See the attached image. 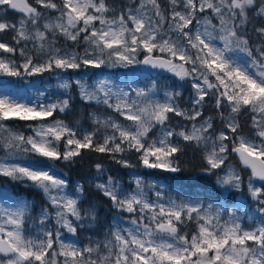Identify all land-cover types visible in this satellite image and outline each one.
<instances>
[{"label":"snow or ice","instance_id":"snow-or-ice-1","mask_svg":"<svg viewBox=\"0 0 264 264\" xmlns=\"http://www.w3.org/2000/svg\"><path fill=\"white\" fill-rule=\"evenodd\" d=\"M12 11L19 19L9 18ZM250 13L264 20V0H129L119 9L109 0H0V37L11 34L0 39V76L53 73L66 97L33 102L0 94V178L41 190L48 203L34 220L26 200L0 204V264H264V25L251 28L253 37ZM132 66L188 82L191 106L178 102L179 85L117 84L89 71ZM73 87L81 101L112 114L92 110L89 129L58 118L73 110ZM209 101L216 116L204 114ZM9 121L25 122L31 134ZM188 148L201 153L202 172L223 173L217 183L230 198L246 188L256 203L247 222L238 206L146 180L152 172L134 174L127 188L109 175L95 187L117 216L102 239L83 246L73 239L96 214L83 207L84 184L69 191L56 162L76 163L88 151L136 168L125 157L134 153L146 170L179 174ZM95 170L105 173L102 163Z\"/></svg>","mask_w":264,"mask_h":264},{"label":"trees","instance_id":"trees-1","mask_svg":"<svg viewBox=\"0 0 264 264\" xmlns=\"http://www.w3.org/2000/svg\"><path fill=\"white\" fill-rule=\"evenodd\" d=\"M29 2H33V0H29ZM109 3L119 9L123 5L129 3V0H109ZM162 6L166 5V0H161ZM20 13L12 11L9 13V18L15 20L19 19ZM251 23L249 25V30L251 33V28L253 26L259 27L264 25V20H261L258 17L252 16L250 13ZM253 37H255L254 33H251ZM0 39L10 40L11 34L4 35L0 37ZM63 43V41H61ZM67 47L71 48L72 45L69 42ZM82 53V46L78 49ZM104 70V69H102ZM91 71V70H89ZM71 75L79 76V73L70 72ZM22 78V77H20ZM157 84L161 88H172L173 85H179L175 90L181 92V97L179 98V103L184 108H189L190 105V93L192 92L191 86L188 82L179 81L177 78L173 77L172 75H164L160 76L157 79ZM73 95V110L70 113L60 114L58 118L66 119L68 122H73L76 120L87 122L88 114L99 106L95 104H87L81 101L78 89L73 87L72 89ZM211 101L208 102V105L205 107V116L212 115L216 116V111L214 108L211 107ZM179 119V118H177ZM240 122L243 126V131L245 133H249L250 129L249 125V118L246 114H242L240 117ZM175 123V121H173ZM184 123H189L185 121ZM217 124L219 122L217 121ZM9 127H13L19 131H23L25 135H29L31 131L27 128L26 123L22 121H9ZM6 153L3 149H0V156H5ZM130 160L133 164L137 165L136 168L133 170L137 171L140 174H146L148 172H152L151 175H145L147 179H154L158 180L159 182L170 185L171 188H174L176 191L181 192L185 196H198L202 197L204 200L207 201H214L209 198L216 197L219 194H222V187L217 183V176L221 174L219 170L215 173L206 174L201 171L204 167V163L201 157V153L198 150L193 148H188L186 152L181 156V166L183 171L179 174H168V173H160L155 172L153 170H146L139 166L138 161L134 153H129ZM102 163L105 168L109 169L110 173L114 176H118L120 178V182L122 185L127 186L130 183L127 182L125 177L120 175L121 172L125 171L126 169L123 168L121 165L117 164L115 160L111 157L103 155V154H96L93 152L85 151L81 158L77 159L76 163L67 164L63 161L56 162L54 167L55 169L59 170L60 173H63L65 177L70 181L75 180H82L86 176H90L96 172L95 164ZM231 164L241 170L242 175L247 176L246 171L240 168L239 162L236 160L235 157L231 158ZM172 175L176 176L175 180L164 179L165 177H170ZM115 177V176H114ZM1 187H8L11 189L15 194L22 195L26 198H32L34 200L35 206L43 202L41 196V190L36 189L32 186H24L23 183L10 181L7 178H0ZM94 186V185H93ZM91 186L90 184H85V198L82 200L83 204L96 202L97 205V214L99 217L104 216L106 210L113 208L107 198L103 197L99 191ZM127 188V187H125ZM245 191H243L244 193ZM31 199V200H32ZM114 209V208H113Z\"/></svg>","mask_w":264,"mask_h":264},{"label":"rangeland","instance_id":"rangeland-1","mask_svg":"<svg viewBox=\"0 0 264 264\" xmlns=\"http://www.w3.org/2000/svg\"><path fill=\"white\" fill-rule=\"evenodd\" d=\"M90 72H96L103 76H109L117 84H120L121 82L131 83L132 80L135 79L136 84L139 85L140 87H144L146 84L150 83L152 79H155L157 82V79L159 77L158 73H155V72L148 73V72L142 71L141 66H132L130 68H114V69L105 68L104 70H91ZM167 75H172V74L168 73ZM67 76L71 77L72 79L79 77L76 75H71L69 73L67 74ZM93 79H95V77L89 78L88 83L91 84L93 82ZM56 84H57L56 75L53 73H44L43 75H39V76L22 77V78L0 76V94H9V95L14 96L15 98L21 99L22 101L31 100L33 102L36 101L37 96H40L41 101H44V102L54 101L59 98H66L62 95L63 90L58 89L56 87ZM41 93L43 95H41ZM70 94L73 98L72 89L70 90ZM95 110L99 112H105L106 114H112L111 110H107L103 106H99V108ZM80 124L85 129H89L92 127L91 121L88 118H87V122L80 121ZM0 157H4V156H0ZM125 157L130 160L129 153H126ZM117 159H119V156L117 157ZM125 169L126 170L121 172L120 175L122 177H125L127 179V182L131 184L133 175L137 174L138 172L133 170V168H125ZM109 175L113 176L110 173L109 169L105 168V173L103 176L97 177V173L95 172L94 174L90 176H86L82 180L79 179V180H75L72 182L69 181V191H71L75 187L76 184H84V186L85 184L87 185L90 184L91 186L94 185L93 187H95V183L97 181L102 182L106 180L107 176ZM220 175H223V173L221 172ZM114 176L113 177L120 182V178H117L118 176L116 175ZM246 177L247 176H245V179ZM144 178L148 181L154 180V179H147L146 177ZM23 185L30 186L24 183ZM128 186L129 185L127 184V186L125 187H128ZM221 189H222V194L220 195L218 201H207V200H204L202 197H198V196H195V197L193 196L188 197L185 195L184 196L187 198H191V199L198 198L200 200H203L205 203L224 202L228 205L229 208L233 206H238L239 214L245 216V220L247 222V215L251 214L253 211L256 210V203L252 201L251 198L248 196L246 188L243 190L245 191L244 193L236 192L234 195V198H230L229 193L226 192L223 188ZM172 194L175 195L176 192L174 191ZM41 196H42L43 202L35 206L34 200L32 198L31 200L30 198H26L22 195L15 194L11 189H9L8 187H1V184H0V204L8 205L17 199L26 200L31 205V208H32L31 217L33 218V220L36 217H38L41 208L48 207L46 197L44 196L43 193H41ZM84 198H85V195H84ZM89 206H91L95 211L96 221L92 223L90 227L80 229L78 231L77 236L73 238L74 240L78 241L81 246L88 244L89 237L93 239H102L104 233L108 230V228L113 223L115 217L117 216V210L111 208V209L106 210L104 216L99 217V215L97 214L96 202L83 204L84 208H88ZM120 215L124 217L128 216V214L126 213H121ZM53 226H54V221L49 224V227H53ZM33 227L34 225L31 222L26 224V228L30 231L33 229ZM193 228L194 226L190 224L187 230L191 231L193 230Z\"/></svg>","mask_w":264,"mask_h":264},{"label":"water","instance_id":"water-1","mask_svg":"<svg viewBox=\"0 0 264 264\" xmlns=\"http://www.w3.org/2000/svg\"><path fill=\"white\" fill-rule=\"evenodd\" d=\"M143 67L144 66H141V70L143 69ZM144 72H148V73H158V74H160V75H163V74H165L166 72H164V71H162V70H157V69H147L146 71H144Z\"/></svg>","mask_w":264,"mask_h":264}]
</instances>
